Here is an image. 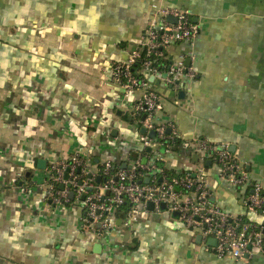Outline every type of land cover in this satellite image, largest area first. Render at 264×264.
<instances>
[{
	"label": "crops",
	"instance_id": "0c3cea01",
	"mask_svg": "<svg viewBox=\"0 0 264 264\" xmlns=\"http://www.w3.org/2000/svg\"><path fill=\"white\" fill-rule=\"evenodd\" d=\"M161 6L186 8L201 30L194 44L168 48L194 67V79L176 89L151 78L162 102L157 116L173 122L179 138L176 149L156 147L153 156L165 170L192 169L205 138L227 145L264 184V0H0V264H264L254 249L244 259L217 256L165 209L147 207L130 226L118 216L98 236L80 228L81 201L45 199L41 158L48 165L81 154L121 165L142 156L134 111L142 89L126 93L113 65L127 59ZM207 161L212 201L264 223L244 205L251 184L229 186Z\"/></svg>",
	"mask_w": 264,
	"mask_h": 264
},
{
	"label": "built area",
	"instance_id": "2783aa9c",
	"mask_svg": "<svg viewBox=\"0 0 264 264\" xmlns=\"http://www.w3.org/2000/svg\"><path fill=\"white\" fill-rule=\"evenodd\" d=\"M169 18H174L170 20ZM201 27L189 10L175 6H161L146 25L140 42L128 54L125 61L113 65V79L126 93L142 89L135 103V114L140 125L146 129L141 139L143 150L164 147L170 152L175 143L177 129L171 121H160L157 114L162 109L161 96L149 86L151 77L160 78L166 84L179 89L181 79H194L196 71L184 58L174 61L168 48L174 44H194ZM144 117V118H143ZM155 131L151 137L149 132ZM199 155L197 165L188 170L165 173L159 165L163 158L144 155L129 159L127 168L119 165L112 172L113 160H106L102 173L103 183H95L98 168L91 157L73 154L67 158L49 162L45 172V199L52 205L61 206L73 200L81 201L84 207L80 228L101 236L116 225L120 208L130 203V208L121 217L122 223L130 226L139 214L152 202L154 210H165L196 229L207 250L219 257L244 259L252 250L264 252V223L252 221L244 214H233L212 201L205 164H216L220 176L229 186L251 184L250 194L244 198L249 212L264 216V184L253 181L245 166L225 144L213 143L205 138L196 142ZM117 164V163H116ZM67 175V177H66ZM89 175V177H87ZM140 176H143L142 179ZM148 178V181L145 179ZM64 187L61 188L60 186ZM74 192V199L70 194ZM82 195L85 198L82 199ZM164 210V211H165ZM215 239L216 244L207 243Z\"/></svg>",
	"mask_w": 264,
	"mask_h": 264
},
{
	"label": "water",
	"instance_id": "95a60500",
	"mask_svg": "<svg viewBox=\"0 0 264 264\" xmlns=\"http://www.w3.org/2000/svg\"><path fill=\"white\" fill-rule=\"evenodd\" d=\"M170 20H174V18H169ZM152 78V77H151ZM153 79V78H152ZM184 96H185V92L182 90V91H180L179 92V97H181V98H184ZM144 118V117H143ZM141 131L143 132V133H145L146 132V129L144 128V127H142L141 128ZM149 135L151 136V137H154L155 136V131H151V132H149ZM148 150L150 151L151 150V148H148ZM162 151H165V148L163 147L162 148ZM194 160L195 161H197L198 160V156H197V154L194 156ZM96 161H98L97 159H96ZM38 168H40V169H45L46 167H47V160L46 159H44V158H41V159H39L38 160ZM163 164H164V161L163 160H161L160 162H159V165L161 166V167H163ZM207 164L208 165H210L211 164V160H208L207 161ZM121 167L122 168H127L128 167V165H127V163H123V164H121ZM66 177H67V175H66ZM97 181L99 182L100 181V177H98L97 178ZM145 181H148V178H146L145 179ZM61 188H63L64 186L63 185H61L60 186ZM70 197H71V199H74V192H71V194H70ZM85 198V195H82V199H84ZM148 207L150 208V209H153L154 208V205H153V203L152 202H149L148 203ZM165 204H162V209H165ZM175 215H177V214H175ZM122 222V220L121 219H119L118 220V223H121ZM200 238H201V235L199 236V240H200ZM208 243L209 244H212V245H215L216 244V240L215 239H209L208 240ZM101 249H102V244L101 243H97V244H95V246H94V252H96V253H99V252H101Z\"/></svg>",
	"mask_w": 264,
	"mask_h": 264
},
{
	"label": "trees",
	"instance_id": "16d2710c",
	"mask_svg": "<svg viewBox=\"0 0 264 264\" xmlns=\"http://www.w3.org/2000/svg\"><path fill=\"white\" fill-rule=\"evenodd\" d=\"M175 143L177 144V143H179V138L178 137H176L175 138ZM173 144V146H172V148L173 149H176V144ZM151 151V150H150ZM148 149H145V150H142V156H144V155H152V154H154V153H152V152H150ZM140 154H138V153H136V154H133V155H131V157H132V159H135V158H137L138 156H139ZM160 162V161H159ZM91 163L93 164V165H95L99 170H98V175H97V177H96V179H95V183H103L104 181H105V179H106V176L102 173V168L104 167V163L103 162H100L99 160L98 161H96V158H91ZM119 163H114L113 164V168L111 169V171L112 172H115L117 169H118V167H119ZM165 173L166 174H168V175H171V174H173L174 172L173 171H170V170H165ZM87 177H89V175H87ZM98 177H100V181L98 182L97 181V178ZM141 177V179H142V177L143 176H140ZM130 203H128V202H126L121 208H120V210H119V216L120 217H123L124 216V214H125V212L130 208Z\"/></svg>",
	"mask_w": 264,
	"mask_h": 264
},
{
	"label": "rangeland",
	"instance_id": "374dc122",
	"mask_svg": "<svg viewBox=\"0 0 264 264\" xmlns=\"http://www.w3.org/2000/svg\"><path fill=\"white\" fill-rule=\"evenodd\" d=\"M195 234H196L195 237L199 238V236H200L199 232H195Z\"/></svg>",
	"mask_w": 264,
	"mask_h": 264
}]
</instances>
